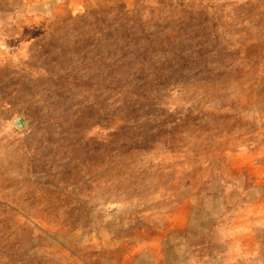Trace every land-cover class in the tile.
<instances>
[{
    "label": "rangeland",
    "instance_id": "obj_1",
    "mask_svg": "<svg viewBox=\"0 0 264 264\" xmlns=\"http://www.w3.org/2000/svg\"><path fill=\"white\" fill-rule=\"evenodd\" d=\"M185 1L229 42L123 106L49 81L133 0H0V264H264V0Z\"/></svg>",
    "mask_w": 264,
    "mask_h": 264
},
{
    "label": "trees",
    "instance_id": "obj_2",
    "mask_svg": "<svg viewBox=\"0 0 264 264\" xmlns=\"http://www.w3.org/2000/svg\"><path fill=\"white\" fill-rule=\"evenodd\" d=\"M219 7L207 12L199 3L185 0H155L153 6L133 0L129 8L109 7L86 15L91 20L92 43L98 40L99 47L108 44L110 55L102 50L82 54L75 68L53 75L49 82L124 106L129 99L142 96L132 85L147 84L148 74L156 75L159 64L170 69L171 75L189 74L195 66L207 68V53L217 52L229 42L228 28L220 24L224 16ZM171 37H175L173 43L166 45ZM203 46L206 52L199 53ZM105 72L124 81L107 84L96 75ZM170 74L160 81L169 79Z\"/></svg>",
    "mask_w": 264,
    "mask_h": 264
}]
</instances>
